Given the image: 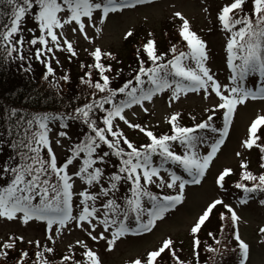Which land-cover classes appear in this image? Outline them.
<instances>
[{"label":"snow or ice","instance_id":"snow-or-ice-1","mask_svg":"<svg viewBox=\"0 0 264 264\" xmlns=\"http://www.w3.org/2000/svg\"><path fill=\"white\" fill-rule=\"evenodd\" d=\"M145 2L148 0H0V4L9 9L0 11V20L7 17L6 23H0V50L6 57H14V54L19 53L15 58L24 61V44L27 43L30 49L31 46L39 45L34 50V56L46 67L44 78L48 79L55 73L51 63L43 57L54 53V50L67 51L71 56L77 54L68 39H61L65 25L74 23L78 27H73L72 31H78L87 40L83 18L93 22L94 12L99 10V23L103 24L110 13ZM247 2L232 0L218 13L222 30L228 34V84H221L211 73L206 66L209 57L205 43L189 30V22L176 12L174 15L182 21L179 35L187 42L188 51L178 52L173 44L169 49L172 58L166 59L167 53H158L154 41L148 39L143 48L152 66L145 67V61L139 58L138 53L135 75L121 86L112 87V78L105 74L112 71L111 65L101 63V56L115 57L96 48L90 53L94 63L81 65L94 68L99 77L93 81L92 72L88 71L85 72L88 78H81L82 83L93 90L92 99H86L82 106H75L71 113L24 115L11 109L6 116L11 121L7 129V137L11 139H0V154L4 147H8L11 152L6 160L0 162V218L18 220L24 224L43 221L47 231L56 234L74 226L93 241H105L110 251L121 237L130 232L139 234L151 231L157 221L163 220L170 210L182 204L185 186L200 184L224 143L237 105L249 99L264 100V0H251L252 7L246 12ZM29 17L39 35H32L25 40L24 26ZM57 29L61 31L58 33ZM26 30L30 34L34 31L33 28ZM100 31L101 28L97 27L96 32ZM132 35L130 31L127 33V37ZM56 63H59L58 59ZM249 77L257 78L254 87L246 86ZM60 79L68 81L69 77L62 75ZM166 90H171L174 100L181 93L203 91L205 99L214 93L219 98L215 107L223 110V126L217 128L212 123L214 109H206L211 114L192 127L181 126L177 123L179 113L173 114L168 120L169 133L159 136L126 118V109L139 106L147 112L144 102H151L154 96ZM118 95L121 98L117 99ZM57 121L58 133L53 141L50 138V125ZM68 121H78L86 129L79 138L74 140L66 131L70 127ZM118 121L130 129L139 130L149 142L136 144L129 140ZM261 125H264V116H258L251 123L248 138L243 141L242 147H257L261 153L260 159L264 161V144L257 143L261 139L258 135ZM207 132L218 133V136L210 139ZM65 140L67 145L63 142ZM53 142L66 153L62 161L54 154L51 146ZM176 145L181 149L180 152L175 150ZM202 147L209 149L206 154L201 153ZM236 155L240 156L241 153L237 152ZM109 167L113 169L110 172L107 171ZM240 167L244 170L240 177L243 182H237L235 188L243 193L239 203L246 204L257 194L264 193V171L255 175L244 162H241ZM259 167L264 170V162ZM70 168L73 171L70 172ZM176 169L181 170V174ZM231 172V169L225 168L219 173L216 184L221 189ZM77 180L81 184L79 190L75 188ZM246 182L252 183L249 186ZM121 186L126 189L123 193ZM153 186L161 192L164 189L172 190V194L154 193L151 190ZM260 203L264 204V199ZM217 206L226 209L235 225L239 218L233 207L222 199H213L190 227L193 237ZM219 218L223 221L225 213L221 212ZM132 222L134 228L130 227ZM260 231L264 233V228ZM209 235L212 233L209 232ZM23 240L22 236H11L0 242L2 264H8L9 250L14 251L16 244ZM47 240L55 242L52 234L47 236ZM236 240L239 264H245L249 247L238 234ZM27 243L36 249L33 264H51L46 254H54V248L42 246L40 241L28 240ZM77 243L86 260L77 261L65 255L60 264L70 260L71 264H102L97 252L89 248L85 241L78 240ZM194 243L198 246L200 241L195 239ZM173 248L172 239H164L158 249L147 253L144 261L135 259L131 264H154L166 249L170 251L175 264H183ZM208 251L216 252L217 249L210 247ZM27 259L28 251L20 250L15 264H26Z\"/></svg>","mask_w":264,"mask_h":264},{"label":"rangeland","instance_id":"rangeland-1","mask_svg":"<svg viewBox=\"0 0 264 264\" xmlns=\"http://www.w3.org/2000/svg\"><path fill=\"white\" fill-rule=\"evenodd\" d=\"M231 2L232 0H148V2L137 4L133 8L110 13L103 24L99 23L101 13L97 10L93 14V22L83 18L86 24L87 40L84 39L83 34L78 31L75 33L72 31L73 27H78L74 23L65 25L61 39H68L77 54L76 56H71L67 51L54 50V53L43 57V59L51 63L55 74L50 76L46 82L43 80L42 84L46 89H58L60 91L58 93L63 95L65 99H74L75 103H77L81 94H83V98L85 94V92H80L82 87L81 77L85 75L82 73L85 67H81V65L94 63V58L90 53L96 48H100L102 53H110L112 57H115V59H111L108 56H101V63L111 65L112 73L107 75L110 78L113 77L115 82L117 81L118 73L122 74V76L131 73V76H133L138 69V53L139 58L145 61L146 66L151 63L143 48L148 39H152L156 43V49L159 52L158 46L163 43L169 47L175 43L183 42L182 37L179 35L182 21L174 15L176 12H179L189 22V30L194 32L205 43L209 57L206 66L209 67L211 73L221 84H228L230 74V70L227 67L226 50L228 34L222 30L218 20V13L224 5ZM250 2L251 0H248L245 5L246 12L252 7ZM64 15L67 14L65 13ZM24 27L25 40L32 35H39L30 17L26 19ZM97 27L101 28L99 33L96 32ZM27 28H33V33H28ZM56 31L59 33L61 30L57 29ZM129 31L133 35L127 37ZM36 47L40 46L34 45L30 49L25 43L23 46L25 60L16 59L15 56L19 55V53H16L12 57L16 61L15 64H20V62L29 63L31 61L33 63V72H43L42 65L44 64L37 61L34 56ZM56 59L59 60V63H56ZM65 72L70 74L71 82L60 79ZM66 75L68 74L66 73ZM95 77L99 79L97 73L94 79ZM256 81L257 78L255 77L247 79L246 86L254 87ZM91 92V90L88 91L89 94L84 98L85 100L92 99ZM171 95V90H166L154 96L151 102L145 101L144 107L147 108V112L143 111L139 106H133L131 109H126L124 114L131 123H139L146 129L153 131L154 134L156 132L162 134L165 128L170 131L168 120L173 114L179 113L177 123L186 127V123L187 125H194L205 120L211 114L206 109L215 110L212 121L214 126L217 128L223 126V110L215 107L219 103V98L214 93L208 96L207 99H205L203 91L181 93L179 98L175 100L171 98ZM258 116H264V100L249 99L244 104L237 105L232 116L228 135L210 163L209 169L201 179L200 184L190 183L186 185L182 204L170 210L163 220L157 221L151 231L139 234L130 232L127 236L121 237L110 251L107 249L105 241H93L86 233L74 226H70L69 229L56 234L54 232L49 233L43 221H29L28 224H24L18 220L6 221L0 218V242L8 240L11 236H22L24 238L23 242L16 244L14 251L9 250L8 258H10V264H15L20 250L28 251L29 259H27L26 264H33V261L36 260L34 255L36 249L33 245L27 243L28 240L40 241L42 246L47 245L54 248V254H46L51 264H60L65 255L73 257L77 261L86 260L85 257H82V249L77 243L78 240L85 241L89 248L97 252L102 264H131L135 259L144 261L147 253L158 249L162 241L167 238L172 239L174 243L173 251L176 252L179 260L183 261V264L214 263L217 261L214 254L219 251L224 252V255H226L227 249L225 247L230 245L231 247L228 249L233 248L236 257L233 256L226 262L233 264L238 259L237 234L249 247L248 259L245 264H264V233L260 231L261 228H264V204L260 203L263 198L260 195H256L248 203L240 204L239 198L242 197L243 193L235 188L237 182H243L240 180L244 171L240 167L241 162L247 163L248 170L255 175H259L264 171L259 167L260 163L264 162L260 159L261 153L259 149L255 146L252 149L242 147L243 141L248 138V129L251 123ZM193 117H195V120H193ZM68 123L70 127L66 131L74 140L81 136L83 130H86L78 121H68ZM118 123L129 140L136 144L146 143V137L139 130L128 128L122 121H118ZM58 126V121L50 125L52 128L50 138L53 141L57 137ZM206 135L212 139L214 136H218V133L207 132ZM258 135L261 139L257 143L264 144V125L259 127ZM63 142L67 145L66 140ZM51 146L58 160L62 161L66 155L65 151L54 142ZM175 148L176 151L180 150L178 145ZM208 150L207 147L200 149L202 154H206ZM237 152L241 153V155L237 156ZM9 155H11L10 151L7 147H4L2 154H0V162L6 160ZM112 162L113 164L116 163L115 158H113ZM225 168L231 169L232 172L225 178L224 188L221 189L216 184V179ZM112 170L111 167L107 169L109 172ZM69 171L71 172L73 169L70 168ZM176 171L181 174V170L176 169ZM185 178H187L186 174ZM246 183L250 186L252 182ZM75 188L76 190L81 188L78 180ZM125 190V187L121 186V193L125 192ZM151 190L160 195L172 194V190L164 189L161 192L160 189L154 186ZM213 199H222L233 207L239 218L233 228L234 234L232 235L231 228V231H228L227 228L224 231V220H220L219 216L221 212L225 213V217L228 213L226 209L217 206L213 213L210 214L205 225L193 237L190 227L206 205ZM99 230L97 229V231ZM222 231L225 233L224 244H227V246L222 245L223 247L220 248V246L217 247V239ZM209 232L212 235H209ZM49 234L53 235L54 243L47 240ZM195 239L200 241L198 246L194 243ZM210 247L217 248V251H208ZM66 264H71V260L66 262ZM154 264H175V261L170 251L166 249L161 257L154 261Z\"/></svg>","mask_w":264,"mask_h":264},{"label":"trees","instance_id":"trees-1","mask_svg":"<svg viewBox=\"0 0 264 264\" xmlns=\"http://www.w3.org/2000/svg\"><path fill=\"white\" fill-rule=\"evenodd\" d=\"M0 11H9L6 5L0 4ZM7 17H4L2 20H0V23H6ZM27 47L29 46L26 44ZM177 50L179 51H185L187 48H185L184 43L183 44H176ZM163 52L170 54L169 48H167V44L162 46ZM20 62L19 60H17ZM15 60L12 59V57H6V54L3 53L2 50H0V139L8 140L10 141V137H7V129L11 121L6 119V116L9 114L11 109H16L18 114H33V113H71L75 106L80 105L82 106L83 102L85 101L84 98L88 96V91L92 89L89 88L88 85L82 83V87L80 89V92H85L84 98L83 94H81V97L78 99L77 103H75L74 99H69L63 97V95H60L58 92H60L58 89H46L44 88L42 81L44 80L46 82L47 79H45L46 75V67L42 65L43 72H33L32 66L33 63H25L20 62V64H15ZM90 64H93L90 63ZM89 64V65H90ZM29 71H25V69H29ZM91 71L92 72V80L96 81L98 79H94L95 74L97 73L94 68H85L83 70V74L85 72ZM68 74L69 77L68 82H71V76L68 72H65L64 75ZM111 72H106L105 74H111ZM109 76V75H108ZM116 82L114 78L112 77V84L111 86H121L127 79L132 78L131 73L127 74L126 76H122V74L119 73L117 75ZM110 77V76H109ZM82 78V77H81ZM84 75V79H87ZM102 82V81H101ZM87 90V92H86ZM49 91V93H48ZM118 98H121L120 96ZM64 99V100H63ZM15 119V118H13ZM7 149L10 151V149L7 147ZM11 153V152H10ZM223 228L224 231L226 228L229 231L230 227V215L228 217H225L224 219ZM230 223V224H229ZM225 233H220V237L217 241H219L218 245L220 248H222V245H226ZM230 247H226L227 254L224 255V252L217 251L214 255L216 256V262H212L211 264H228L226 261H228L230 258L235 256V251L231 249H228ZM217 249V248H216ZM236 257V256H235ZM10 258H8V264H10ZM2 261H0V264ZM55 264V263H52Z\"/></svg>","mask_w":264,"mask_h":264}]
</instances>
